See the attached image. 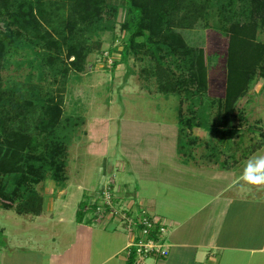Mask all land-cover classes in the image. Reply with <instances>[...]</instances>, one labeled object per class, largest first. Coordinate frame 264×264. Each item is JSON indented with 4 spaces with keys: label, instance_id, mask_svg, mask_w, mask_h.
<instances>
[{
    "label": "trees",
    "instance_id": "obj_1",
    "mask_svg": "<svg viewBox=\"0 0 264 264\" xmlns=\"http://www.w3.org/2000/svg\"><path fill=\"white\" fill-rule=\"evenodd\" d=\"M120 11L124 14L120 30L125 38L119 47L105 51V60L119 55L112 62V69L127 65L131 57L147 61L141 73L145 80L155 79L158 93L183 95L181 102L189 103V116L178 110V154L194 145L195 137L190 136L193 129L210 133L214 130L222 138L238 133L231 124L236 105L258 78L264 80V42L257 37L264 30V0H0L3 209L15 208L18 215L39 217L43 199L35 187L46 180L64 186L66 149L82 122L79 117L63 114L65 84L71 73L84 71L90 54L100 50L101 43L93 40L106 32L113 33ZM214 16L218 25L210 29L222 35L226 45L224 97L216 103L207 96L208 61L212 57L206 55L204 47L189 46L181 34L200 22L209 29L207 21L214 20ZM18 53H24L30 65L37 64L38 85L30 84L25 89L3 86L2 71ZM99 53L103 56V52ZM29 56L33 59L29 60ZM48 79L59 86L44 89L40 83ZM213 104L217 105L214 124L208 114ZM262 144L254 145L244 158ZM86 204H79L75 220L91 225L96 216L85 221L89 213ZM96 204V200L87 204L93 214Z\"/></svg>",
    "mask_w": 264,
    "mask_h": 264
},
{
    "label": "rangeland",
    "instance_id": "obj_2",
    "mask_svg": "<svg viewBox=\"0 0 264 264\" xmlns=\"http://www.w3.org/2000/svg\"><path fill=\"white\" fill-rule=\"evenodd\" d=\"M123 15L120 11L113 33L106 32L93 40L101 43L100 50L90 54L86 59L84 71L79 74L71 73L65 84L63 114L65 117H79L82 122L76 128L66 149L67 166L64 186L60 187L51 180H46L35 187L38 195L43 199L42 215L37 219L62 218L65 220L68 217L75 219L81 202L90 204L95 203L96 200V205L104 209L102 191L106 186L110 187L109 192L118 203L121 194L128 190L131 194L137 191L139 196L143 197H147L149 192L154 194V188L157 189L159 198H162L161 195L164 197L166 193L157 187L158 182H155L153 188L150 186V183H154L153 177L157 175V173L154 175L152 168L156 161H159L158 164L164 161L161 159L160 152L171 149V141H175L178 133V110H181L183 116L188 117L189 103L181 102L183 95L166 96L158 93L155 79L145 80L141 73V69L147 67V61H138L131 57L127 65L119 64L115 69H112L111 65L115 59L119 58V55L106 58V62L105 51L110 47H119L125 38V33L120 30ZM215 20L214 16V20L207 21L209 29L204 28L200 22L194 29L183 31L181 34L189 46L204 47L206 55L212 57L210 58L212 60L208 61L207 96L211 102L216 103L218 99L224 97L226 45L224 37L210 29L213 25H218ZM257 37L259 41L264 42V30L259 31ZM115 38L117 40H114ZM99 52H103V56ZM28 59H33V56H29ZM36 66V63L33 66L29 64L24 53L14 55L9 59L8 67L2 71L3 86L5 88L20 86L25 89L24 87L30 84L38 85L39 70L35 68ZM129 71H131L129 77L126 78ZM40 85L44 89L49 86L50 89H56L59 86L53 84L50 79L47 82H41ZM198 110L197 106L195 111ZM216 111L217 105L213 104L208 112L209 116L211 115L209 121L212 124L216 120ZM152 124L157 129L161 127L160 124H167L166 128L174 132L172 135L174 140H171L172 137L165 139L160 129L154 128L156 132L158 131V134H155V131L148 128ZM231 124L238 133L230 138H222L223 136L214 130L210 133L202 129H193L190 136L195 137L194 145L189 147L186 153L178 154L179 161L200 169L220 170L223 164L234 166L241 163L244 161L245 154L254 145L264 143L262 136L264 133V80L258 78L249 92L238 101ZM94 131L98 137L95 136ZM152 132H155V136ZM222 139H227V142ZM186 141L188 139H184V142ZM150 144H158V146H149ZM262 145L254 157H264V144ZM212 149H215V153H212ZM154 158L158 160L153 164L151 159ZM255 160L258 161L257 158ZM110 181H113L111 186ZM139 198L132 196L127 200L125 207L133 204L130 208L133 212L139 211V213V209L144 207L150 215L167 222L160 215H155L147 204L140 203ZM118 203L114 204L115 208L124 206ZM87 204L85 209H89V213L85 221L94 216ZM26 216L28 219H33L31 215L16 214L15 208L5 210L0 205V230L6 229L12 232L18 222H29ZM97 216L93 221L95 226H103L107 221H112L109 212L103 216L102 214ZM112 223L117 225L115 221ZM36 225L38 226L36 231H30V233L44 237L41 242L45 249H51L49 239L53 234H61L62 241L59 245H64L66 237L63 232L66 228V234L77 229L74 224L61 225L48 220L36 222ZM115 225L109 224L104 228L110 232L116 231L114 235L124 242V231L120 227L117 229ZM107 232H103V236L100 235L99 238L94 236L92 246L95 249H100L104 239L105 241L109 239V236L105 237ZM28 233L29 230L19 232L22 237ZM1 242L0 240V244ZM121 257L125 258V253L121 254Z\"/></svg>",
    "mask_w": 264,
    "mask_h": 264
},
{
    "label": "crops",
    "instance_id": "obj_3",
    "mask_svg": "<svg viewBox=\"0 0 264 264\" xmlns=\"http://www.w3.org/2000/svg\"><path fill=\"white\" fill-rule=\"evenodd\" d=\"M160 126L157 129L152 124L148 128L160 129L165 139L172 137L174 140V132L166 128L168 125ZM171 145V149L160 152L161 159H164L161 164L157 158L151 159L152 163L156 161L152 170L157 175L150 186L153 188L158 182L157 187L166 192L164 197L159 198L155 188V193L149 192L147 197L139 196L137 191L131 194L128 190L121 194L119 203L116 202L129 209L133 204L125 207L127 200L132 196L140 197V203L147 204L155 215L166 219L169 231L165 240L170 250L169 255L157 264H264V182L255 184L244 179L250 164L264 160L261 156L254 157L262 147L241 163L209 170L179 161L177 138L171 141ZM31 217L33 219L26 216L29 226L20 221L12 232L0 230V264H126L121 254L128 238L123 232V242L114 235L116 231L104 228L115 225L112 221H107L105 226H95L93 222L91 225L77 223L70 217L65 220ZM46 220L61 225L74 224L77 229L66 234V228L64 245H59L61 234H53L49 239L51 249H45L41 242L44 237L35 236L30 231H36V222ZM115 226L118 229L119 225ZM24 230L29 233L22 237L19 232ZM103 232H107L105 237L109 236V239H104L103 246L95 249L92 239L103 236Z\"/></svg>",
    "mask_w": 264,
    "mask_h": 264
},
{
    "label": "built area",
    "instance_id": "obj_4",
    "mask_svg": "<svg viewBox=\"0 0 264 264\" xmlns=\"http://www.w3.org/2000/svg\"><path fill=\"white\" fill-rule=\"evenodd\" d=\"M109 190V186L103 187L104 209H100L98 206L95 213L103 216L109 212L111 220L115 221L126 234L128 238L127 246L124 249L126 262L157 264L160 260L165 259L170 250V245L165 240L166 233L169 231L168 224L164 220L150 215L144 207L139 209L140 213L122 206L115 208L116 202ZM97 214L96 217H98Z\"/></svg>",
    "mask_w": 264,
    "mask_h": 264
},
{
    "label": "clouds",
    "instance_id": "obj_5",
    "mask_svg": "<svg viewBox=\"0 0 264 264\" xmlns=\"http://www.w3.org/2000/svg\"><path fill=\"white\" fill-rule=\"evenodd\" d=\"M244 179L255 184L264 182V160L258 161L255 165L250 164L245 171Z\"/></svg>",
    "mask_w": 264,
    "mask_h": 264
},
{
    "label": "bare ground",
    "instance_id": "obj_6",
    "mask_svg": "<svg viewBox=\"0 0 264 264\" xmlns=\"http://www.w3.org/2000/svg\"><path fill=\"white\" fill-rule=\"evenodd\" d=\"M147 131H148V130H147ZM94 132H95V131H94ZM94 134H95L96 137H98V135H97L96 132H95ZM149 146H154V145L150 144ZM156 146H158V144H156Z\"/></svg>",
    "mask_w": 264,
    "mask_h": 264
}]
</instances>
